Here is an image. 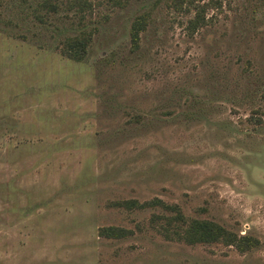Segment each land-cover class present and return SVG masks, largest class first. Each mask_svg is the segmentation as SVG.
Wrapping results in <instances>:
<instances>
[{"label":"rangeland","instance_id":"374dc122","mask_svg":"<svg viewBox=\"0 0 264 264\" xmlns=\"http://www.w3.org/2000/svg\"><path fill=\"white\" fill-rule=\"evenodd\" d=\"M92 1L0 0V264H264V0ZM177 208L259 243L187 242Z\"/></svg>","mask_w":264,"mask_h":264},{"label":"trees","instance_id":"16d2710c","mask_svg":"<svg viewBox=\"0 0 264 264\" xmlns=\"http://www.w3.org/2000/svg\"><path fill=\"white\" fill-rule=\"evenodd\" d=\"M108 5L116 6L123 5L127 0H103ZM68 7L75 9L77 12H83L86 9L91 10L94 1L92 0H66ZM59 4V0H36V6L34 7L35 17L41 21L52 11H56ZM29 5H31L29 3ZM203 8H199L195 18L192 22H197L203 18ZM147 16L144 12L138 13L131 21L129 28L130 42L132 48H137L139 45L140 32L145 28ZM92 29H81L70 35H66L62 40V44L59 50L67 57L74 60L83 59L88 51V47L92 40ZM132 200H124L127 206H130ZM167 207H172L167 204ZM181 219L180 223H176L173 233L177 237L193 243V242H213L222 241L226 244L234 245L238 250L243 251L249 249L259 243V240L249 234H239L233 232L223 225L206 218H190V220L183 221V214L177 208L173 215L167 216L166 223L170 225L173 220ZM167 225L163 226L165 231L168 230ZM99 234L106 237H121L126 235L130 230L118 225H105L98 229Z\"/></svg>","mask_w":264,"mask_h":264}]
</instances>
